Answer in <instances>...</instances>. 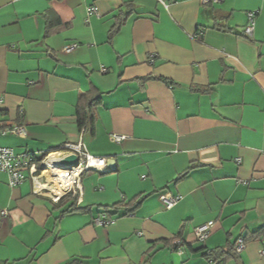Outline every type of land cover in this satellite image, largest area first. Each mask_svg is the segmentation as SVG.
Masks as SVG:
<instances>
[{
	"label": "crops",
	"instance_id": "0c3cea01",
	"mask_svg": "<svg viewBox=\"0 0 264 264\" xmlns=\"http://www.w3.org/2000/svg\"><path fill=\"white\" fill-rule=\"evenodd\" d=\"M95 89L94 133L80 131L76 105ZM0 98V126L24 129L0 148L81 141L115 165L58 202L0 172V264H264V0H0ZM163 194L180 200L167 210ZM73 202L80 210L63 215ZM119 203L114 224L94 225ZM217 249L225 260L205 256Z\"/></svg>",
	"mask_w": 264,
	"mask_h": 264
},
{
	"label": "built area",
	"instance_id": "2783aa9c",
	"mask_svg": "<svg viewBox=\"0 0 264 264\" xmlns=\"http://www.w3.org/2000/svg\"><path fill=\"white\" fill-rule=\"evenodd\" d=\"M61 1V0H57ZM164 4V0H158ZM221 0H203L204 4L211 2L218 3ZM91 12H97L95 8L90 9ZM255 12L248 13L247 25L244 28V35L247 38L253 37L256 25ZM77 45H71L64 49L66 53H71L76 49ZM3 105V99L0 98V110ZM13 134L24 136L23 127L3 128L0 126V136ZM111 141L120 144L126 139V136L113 134ZM55 155V157H52ZM75 156L78 160V165L66 166L62 165V160ZM241 163V159L237 160ZM111 171L108 158L95 157L89 154L84 144L69 143L61 148L56 153L38 154V153H16L13 149L0 148V172L9 175V185L12 188L20 186L27 178L34 183L37 193L48 195L54 202H58L64 196L82 195V177L87 172H106ZM56 191L60 192L59 195ZM165 209L170 210L176 206L180 197H174L170 194H163L160 197ZM7 212L3 211L2 216H6ZM115 223V220L103 213L101 217L94 221L97 227L106 228ZM214 222H208L195 229V236L198 242L204 243L214 228ZM179 245V244H177ZM245 249L244 239L240 238L235 244V250L241 254Z\"/></svg>",
	"mask_w": 264,
	"mask_h": 264
},
{
	"label": "trees",
	"instance_id": "16d2710c",
	"mask_svg": "<svg viewBox=\"0 0 264 264\" xmlns=\"http://www.w3.org/2000/svg\"><path fill=\"white\" fill-rule=\"evenodd\" d=\"M130 12L131 11H129L127 13L123 12V16L118 17L116 25L114 26V28L110 32V39L111 40L120 31L121 27L125 24L126 19L128 18ZM57 24H59V22H57V20L55 22H50V24L48 26V30H51ZM151 79H152V77H147V78H144L143 81L146 82V81L151 80ZM161 80H164V79H161ZM101 103H102V93L96 89L94 91L88 92L86 94H82L79 97L78 103L76 105V119H77V126H78L80 131L89 130L92 133H94L95 124H96V113H97V110H98L99 106L101 105ZM66 198H70V197H66ZM62 200L60 201L61 203L63 202ZM141 202H142V200L129 203L127 211H126V215L133 213L140 206ZM122 207L123 206L120 203L113 205L111 207H105L103 209L102 213H106V214L111 215L112 214L111 210L118 211V210H121ZM79 210L80 209L76 207V202L75 203L73 202L63 212V215L71 214V213L79 211ZM176 246H178V245H176ZM234 250H235V247H234ZM205 256L208 259H212L213 261H216L215 259L222 258L223 260H225L227 258L226 257L227 254L222 249H217L215 251H209L205 254Z\"/></svg>",
	"mask_w": 264,
	"mask_h": 264
},
{
	"label": "water",
	"instance_id": "95a60500",
	"mask_svg": "<svg viewBox=\"0 0 264 264\" xmlns=\"http://www.w3.org/2000/svg\"><path fill=\"white\" fill-rule=\"evenodd\" d=\"M61 164L66 165V166L78 165V160L75 156H71V157H68V158L62 160ZM109 165L112 167L111 170H114L115 165H114L113 160H110Z\"/></svg>",
	"mask_w": 264,
	"mask_h": 264
},
{
	"label": "rangeland",
	"instance_id": "374dc122",
	"mask_svg": "<svg viewBox=\"0 0 264 264\" xmlns=\"http://www.w3.org/2000/svg\"><path fill=\"white\" fill-rule=\"evenodd\" d=\"M99 209V207H96V210L95 211H97ZM102 210V209H101ZM102 215V214H101ZM101 217V216H100ZM99 218V217H98Z\"/></svg>",
	"mask_w": 264,
	"mask_h": 264
},
{
	"label": "bare ground",
	"instance_id": "6f19581e",
	"mask_svg": "<svg viewBox=\"0 0 264 264\" xmlns=\"http://www.w3.org/2000/svg\"><path fill=\"white\" fill-rule=\"evenodd\" d=\"M53 156H54V155H53ZM53 156H52V157H53ZM56 192H57L59 195L61 194V193H60V192H58V191H56Z\"/></svg>",
	"mask_w": 264,
	"mask_h": 264
}]
</instances>
